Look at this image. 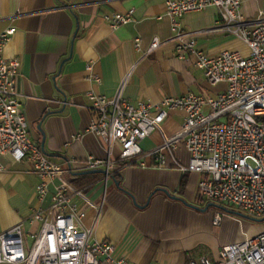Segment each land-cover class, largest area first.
Returning <instances> with one entry per match:
<instances>
[{"label":"crops","instance_id":"obj_1","mask_svg":"<svg viewBox=\"0 0 264 264\" xmlns=\"http://www.w3.org/2000/svg\"><path fill=\"white\" fill-rule=\"evenodd\" d=\"M167 1L0 0V33L16 28L4 56L22 62L16 76L22 109L32 139L41 148L44 144L53 161L107 158L104 144L88 131L95 116L86 95L89 90L114 96L126 81L124 95L129 100L157 103L167 96L188 92L215 96L225 89L224 83L210 85L196 65V57L179 58L172 43L144 55L155 37L168 40L173 35L171 20L158 18L165 12ZM132 8V21L118 28H112L105 19V15ZM242 9L248 17L256 18L264 9V0H242ZM218 18L219 8L211 5L185 14L180 21L187 30H211ZM137 37L141 49L135 46ZM198 45L210 54L249 51L242 40L223 30L200 34ZM92 73L100 76L99 83L92 79ZM184 121L183 110L171 111L163 129L142 140L143 149L160 145L164 134H173ZM180 154L187 157L184 150ZM2 161L6 168L0 172V233L21 222L25 235L33 240L42 223L31 222L30 216L39 207H47L51 196L42 203L37 200L39 177L30 160L15 161L5 155ZM147 164H120L115 176L139 204L145 205L151 196L145 207L135 205L114 178L108 184L95 238L112 243L116 259L124 257L128 264H187L204 255L215 259L223 246L264 230V219L244 217L241 214H247L239 208H222L225 214L209 211L213 201L198 190L201 174L155 166L152 159ZM101 179L102 173L76 175L73 184L99 202L104 193ZM158 188L167 189L186 203ZM217 213L223 214L220 224L214 223ZM95 217V210L88 209L84 224L89 226Z\"/></svg>","mask_w":264,"mask_h":264},{"label":"built area","instance_id":"obj_2","mask_svg":"<svg viewBox=\"0 0 264 264\" xmlns=\"http://www.w3.org/2000/svg\"><path fill=\"white\" fill-rule=\"evenodd\" d=\"M219 8V18L211 30H187L180 18L208 6ZM135 10L105 15L112 28L131 22ZM171 20L173 35L168 40L155 37L148 51L172 43L179 58L196 57V65L212 85L224 83L225 89L215 96L188 92L167 96L157 103L132 102L124 95L126 81L114 96L89 90L95 116L88 131L97 136L107 150V158L89 156L85 160L53 161L31 136L30 124L16 89V76L22 62L7 58L4 50L16 33L10 27L0 33V172L6 166L3 156L15 161L30 160L39 177L37 200L42 203L51 196L47 207H39L30 221L42 227L34 233L33 244L26 252L25 230L20 222L0 233V263L23 264H128L126 258L114 257L110 242L95 238V231L104 211L109 181L119 171L120 164L173 167L183 174L202 177L198 190L207 200L229 203L245 214L264 217V9L256 18L248 17L242 0H168L166 10L158 16ZM213 30H223L244 42L248 53L225 50L210 54L199 48L198 36ZM141 49V39L135 40ZM93 70V65H88ZM92 79L101 78L94 73ZM173 110H183L185 121L173 134H164L157 147L144 150L141 142L163 123ZM184 150L185 158L180 154ZM104 169L101 201L95 202L84 188L73 184L74 172ZM88 209L96 212L89 226L84 224ZM222 214L214 216L220 224ZM187 264H264V230L243 240L223 246L217 258L206 255Z\"/></svg>","mask_w":264,"mask_h":264},{"label":"water","instance_id":"obj_3","mask_svg":"<svg viewBox=\"0 0 264 264\" xmlns=\"http://www.w3.org/2000/svg\"><path fill=\"white\" fill-rule=\"evenodd\" d=\"M39 128H41V124L39 125ZM42 149H43V151L47 154V152H46V150H45V148H44V144H42ZM47 155H48V154H47ZM105 172H106V171H105L104 169L99 168V169H94V170H83V171H79V172H74V175H88V174H93V173H105ZM113 178L115 179V184H116V186H117L118 188H120L122 191L126 192V193L132 198V200L134 201V204H135V205H137L138 207H145V206L149 203L151 196H149V198H148V200H147V203H146L145 205H141V204H139V203L137 202V200H136V196H135L132 192H130L129 190L123 188V187L120 185V182H119L118 180H116L115 177H113ZM158 190H162V191H164L165 193H167V195H169L170 197H172V198H174V199H179L180 201L186 203L185 200H184L183 198H179V197H177V196H175V195H171L170 192H169L167 189H165V188H158ZM211 204L214 205V206H218V207H220V208H224L223 206L217 205V204H215V203H211ZM241 215L244 216V217L250 218L251 220H254V221H261V220L264 219V218H256V217H252V216H247V215H244V214H241Z\"/></svg>","mask_w":264,"mask_h":264},{"label":"rangeland","instance_id":"obj_4","mask_svg":"<svg viewBox=\"0 0 264 264\" xmlns=\"http://www.w3.org/2000/svg\"><path fill=\"white\" fill-rule=\"evenodd\" d=\"M213 203L217 204V205H220V206H223L224 208L226 209H234V208H238L237 206L233 205V204H229V203H220V202H214ZM215 210H219L221 211L223 214L226 213L225 210H223L222 208H218V207H214V206H210V209L209 211H215ZM241 210V209H240ZM242 211V210H241ZM243 212V211H242ZM221 213V214H222ZM222 214V215H223ZM32 242L33 240L31 238H28L26 235H25V245H26V252L28 253L29 252V247L32 246Z\"/></svg>","mask_w":264,"mask_h":264},{"label":"trees","instance_id":"obj_5","mask_svg":"<svg viewBox=\"0 0 264 264\" xmlns=\"http://www.w3.org/2000/svg\"><path fill=\"white\" fill-rule=\"evenodd\" d=\"M182 184H184V182H182Z\"/></svg>","mask_w":264,"mask_h":264}]
</instances>
